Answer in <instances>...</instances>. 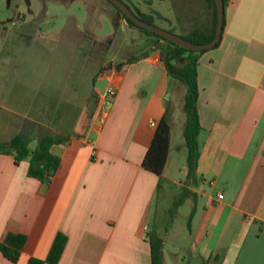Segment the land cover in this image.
Returning a JSON list of instances; mask_svg holds the SVG:
<instances>
[{
  "label": "crops",
  "instance_id": "1",
  "mask_svg": "<svg viewBox=\"0 0 264 264\" xmlns=\"http://www.w3.org/2000/svg\"><path fill=\"white\" fill-rule=\"evenodd\" d=\"M161 1L166 0L146 1L152 24L162 21L178 35L210 31L207 0H175L173 20L157 10ZM222 3L218 44L197 58L199 153L190 177L185 160H170L173 150L185 156L183 140L176 141L185 121L184 87L167 76L158 50H151L155 37L125 24L149 51L120 70L94 73L95 80L106 77L115 94L103 107L95 91L97 102L82 136L60 126L43 132L33 98L35 75L19 66L6 69L19 88L9 99L14 108H0L19 119H11L10 133H3L8 125L0 128V142L15 134L68 137L49 147L59 161L47 180L28 176L26 160L15 164L0 151V242L8 233L25 238L17 259L0 253V264L44 259L56 233L65 236L56 264H149V232L162 240V264H264V0ZM131 56L127 52L122 60ZM161 118L169 125L168 152L156 175L141 161ZM176 215L183 228L172 227ZM170 232L171 249L182 252L179 259L164 247Z\"/></svg>",
  "mask_w": 264,
  "mask_h": 264
},
{
  "label": "rangeland",
  "instance_id": "2",
  "mask_svg": "<svg viewBox=\"0 0 264 264\" xmlns=\"http://www.w3.org/2000/svg\"><path fill=\"white\" fill-rule=\"evenodd\" d=\"M120 1L136 17L152 24L146 16L147 0ZM174 2L166 0L163 4L161 1L156 8L173 20L176 17ZM120 19L119 11L107 0H0V106L14 108L9 99L19 88L6 69L18 66L29 69L38 83L33 98L35 106L40 108L41 121L46 125L43 132H51L59 126L69 131L72 121H77L89 110L91 77L98 68L104 63L123 62L127 52L137 55L145 49L144 40L130 35L126 23ZM152 25L164 30L167 27L162 21ZM170 31L177 33H174L175 28ZM3 108H0V128L8 125L3 132L7 134L14 131L11 119L19 118ZM37 138L31 139L29 147H34ZM182 140V136L176 139ZM170 160L184 163L183 151L173 150ZM173 169L178 175L174 166ZM172 218L170 222L175 227L180 217ZM179 227L183 228L184 224L180 223ZM170 237L172 232L164 247L172 252L175 250L179 259L182 252L177 247L171 249ZM170 259L168 255L166 260Z\"/></svg>",
  "mask_w": 264,
  "mask_h": 264
},
{
  "label": "trees",
  "instance_id": "3",
  "mask_svg": "<svg viewBox=\"0 0 264 264\" xmlns=\"http://www.w3.org/2000/svg\"><path fill=\"white\" fill-rule=\"evenodd\" d=\"M109 2V1H108ZM110 3V2H109ZM207 3L211 10L212 26L208 33H203L199 30H192L188 35H180V37L193 42L202 43L209 41L214 32L215 25V7L213 0H207ZM115 7V6H114ZM116 8V7H115ZM117 9V8H116ZM118 10V9H117ZM119 11V10H118ZM121 18L125 21L127 26L141 29V31L147 35L151 34L156 38L153 48L158 50L159 59L162 61L166 74L171 79H174L181 83L184 87V93L182 98L181 110L184 114V125L181 131L183 143L185 147V164L187 167L186 176H192L196 162L198 158V143L197 134L200 131V125L198 122L196 99H197V79H196V64L197 58L200 53L206 51L203 50H189L177 46L169 40H166L149 30L143 29L135 25L131 20L125 17L119 11ZM223 25V18H222ZM218 42L213 46L215 47ZM211 47V48H213ZM149 50L143 51L138 55L129 57L120 63L109 64L104 63L98 68V73H107L110 70H120L125 64L136 61L137 59L145 56ZM95 77H91V92L89 93L91 98V105L87 114L79 116V118L72 121L71 135L82 136L86 129V126L92 115L93 107L97 102V93L93 89V83ZM77 118V117H76ZM62 131H64L61 128ZM68 132V131H64ZM67 135L63 134H51L44 133L38 136L34 147H29L31 138L22 137L19 134L13 135L7 142H0V151L7 152L12 155L14 163H18L20 160H26L28 162L26 174L31 177H35L39 180H47L49 176L54 172L58 164V157L51 154L49 147L55 143L64 142L67 139ZM168 139H169V125L165 118H161L153 132V136L149 146L147 147L141 161V165L146 170L159 175L162 172L163 166L166 161L168 152ZM182 201V194H180L173 201V208L180 204ZM149 245V264H162L161 260V246L162 240L149 232L146 235ZM24 236L22 234L8 233L5 235L2 242H0V253L10 261H15L19 256L21 247L24 243ZM65 244V236L61 233H56L54 236L48 252L44 259L31 257L27 260L26 264H56L63 246ZM201 264H208L207 260H203Z\"/></svg>",
  "mask_w": 264,
  "mask_h": 264
},
{
  "label": "water",
  "instance_id": "4",
  "mask_svg": "<svg viewBox=\"0 0 264 264\" xmlns=\"http://www.w3.org/2000/svg\"><path fill=\"white\" fill-rule=\"evenodd\" d=\"M113 6H115L125 17L131 20L135 25L149 30L150 32L171 41L172 43L176 44L179 47L189 49V50H203L209 49L213 47L220 39L221 29H222V18H223V3L222 0H213L214 7H215V25H214V32L212 38L207 42L202 43H193L190 42L176 34H173L167 30L160 29L150 23H147L138 17H136L130 9L120 0H107ZM107 83L106 77H100L96 79L93 83V87L98 90V93L101 94L103 89ZM106 104H110L108 99H104L102 102V106L104 107Z\"/></svg>",
  "mask_w": 264,
  "mask_h": 264
},
{
  "label": "built area",
  "instance_id": "5",
  "mask_svg": "<svg viewBox=\"0 0 264 264\" xmlns=\"http://www.w3.org/2000/svg\"><path fill=\"white\" fill-rule=\"evenodd\" d=\"M115 94V90L113 87L109 86L107 83L103 89V92L100 94L101 98H102V101L104 99H110L113 95ZM217 198L218 199H221L222 198V195L221 194H217Z\"/></svg>",
  "mask_w": 264,
  "mask_h": 264
}]
</instances>
